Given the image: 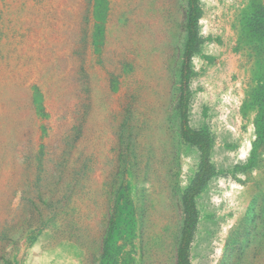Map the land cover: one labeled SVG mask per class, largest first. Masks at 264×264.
I'll return each mask as SVG.
<instances>
[{
  "label": "rangeland",
  "instance_id": "rangeland-1",
  "mask_svg": "<svg viewBox=\"0 0 264 264\" xmlns=\"http://www.w3.org/2000/svg\"><path fill=\"white\" fill-rule=\"evenodd\" d=\"M198 6L185 78L188 0H0V264H176L181 97L189 264H264V0Z\"/></svg>",
  "mask_w": 264,
  "mask_h": 264
},
{
  "label": "trees",
  "instance_id": "trees-1",
  "mask_svg": "<svg viewBox=\"0 0 264 264\" xmlns=\"http://www.w3.org/2000/svg\"><path fill=\"white\" fill-rule=\"evenodd\" d=\"M189 11L187 14L186 23V41L184 45L183 56L186 62L185 66V78L188 76L189 61L193 53H195L202 41L198 33V18L200 16V10L198 6V0H188ZM181 108V135L183 139L195 145L200 151V162L198 171L193 177L189 187L185 190L182 196V204L184 211L183 229H182V245L177 252L176 264H189V244L191 242L196 222H197V210L194 203V197L203 188L205 183L209 180L213 173V167L209 162L210 153V138L205 132L193 129L189 126L187 121L186 103L183 98H180Z\"/></svg>",
  "mask_w": 264,
  "mask_h": 264
},
{
  "label": "bare ground",
  "instance_id": "bare-ground-1",
  "mask_svg": "<svg viewBox=\"0 0 264 264\" xmlns=\"http://www.w3.org/2000/svg\"><path fill=\"white\" fill-rule=\"evenodd\" d=\"M249 149H251L250 148V141H246L245 142V146L243 147V149H242V151H241V156H247L248 155V152H249ZM158 178H156V180H157ZM219 184L221 185V192L217 195V194H214L213 196H212V198H211V201H213L214 202V204H217L218 202H221V201H224L225 199H230V200H233V198L235 197L234 195H232V193L230 192V190H226L225 189V187L227 186V185H225V182L224 181H219ZM225 185V186H224ZM230 186H232V187H235L236 186V184H234V183H230L229 184ZM161 189V188H160ZM225 189V190H224ZM159 192V191H158ZM157 197V196H156ZM155 197V198H156ZM165 197V196H164ZM149 198H150V196H149ZM152 199V198H151ZM154 199V198H153ZM151 201V200H150ZM149 201V202H150ZM157 201V200H156ZM157 203V202H156ZM165 203V202H164ZM163 206V205H162ZM150 208V207H149ZM162 208V207H161ZM170 208V207H169ZM154 209V208H153ZM211 209V208H210ZM165 210V209H164ZM212 210V209H211ZM152 211V210H151ZM163 211V210H162ZM166 211H167V209H166ZM155 212V211H154ZM171 213H172V211H170ZM148 213V212H147ZM163 213H164V211H163ZM149 215V214H148ZM151 215V214H150ZM166 215V214H165ZM171 215V214H170ZM171 219V218H170ZM165 220H167V219H165ZM169 220V219H168ZM229 223V222H228ZM226 224V225H229V224ZM162 224V223H161ZM170 227V226H169ZM225 229L226 228H222V232L221 233H224V231H225Z\"/></svg>",
  "mask_w": 264,
  "mask_h": 264
}]
</instances>
